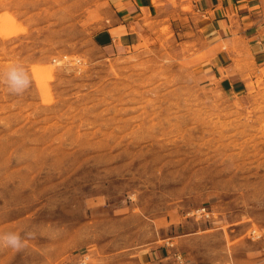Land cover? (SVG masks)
<instances>
[{"label": "rangeland", "instance_id": "1", "mask_svg": "<svg viewBox=\"0 0 264 264\" xmlns=\"http://www.w3.org/2000/svg\"><path fill=\"white\" fill-rule=\"evenodd\" d=\"M130 1L0 0V234L23 242L0 264H264V64L231 57L241 93L201 74L207 43L179 25L195 0L96 46Z\"/></svg>", "mask_w": 264, "mask_h": 264}, {"label": "crops", "instance_id": "2", "mask_svg": "<svg viewBox=\"0 0 264 264\" xmlns=\"http://www.w3.org/2000/svg\"><path fill=\"white\" fill-rule=\"evenodd\" d=\"M259 1L195 0L193 14L185 17L178 13L179 17L187 19L179 23L182 33H192L194 29L202 32L201 36L207 43L209 57L199 65L200 73L210 81L218 82L223 92L244 91L243 77L247 70L238 69L231 58L237 52L256 66L264 64V7ZM159 3L161 0L117 3L112 24L93 35L94 44L113 52L118 48L132 47L137 41V32L131 29L132 25L140 24L144 11L150 15H157L161 10ZM167 9L172 10L169 6ZM224 44L226 47H223ZM167 253V249H149L143 255L145 264H160L167 259Z\"/></svg>", "mask_w": 264, "mask_h": 264}, {"label": "clouds", "instance_id": "3", "mask_svg": "<svg viewBox=\"0 0 264 264\" xmlns=\"http://www.w3.org/2000/svg\"><path fill=\"white\" fill-rule=\"evenodd\" d=\"M23 69L13 67L7 76V82L10 90L16 94L22 93L28 86L30 81L26 75H22ZM0 244L11 246L19 249L23 246L20 235L16 233L0 234Z\"/></svg>", "mask_w": 264, "mask_h": 264}, {"label": "built area", "instance_id": "4", "mask_svg": "<svg viewBox=\"0 0 264 264\" xmlns=\"http://www.w3.org/2000/svg\"><path fill=\"white\" fill-rule=\"evenodd\" d=\"M260 236V235H259ZM258 236V233L257 232H254V230H251L250 232H249V237L250 238H257V237H259ZM175 260H176V262L178 263V264H184L183 263V259H182V257L180 256V255H175Z\"/></svg>", "mask_w": 264, "mask_h": 264}, {"label": "bare ground", "instance_id": "5", "mask_svg": "<svg viewBox=\"0 0 264 264\" xmlns=\"http://www.w3.org/2000/svg\"><path fill=\"white\" fill-rule=\"evenodd\" d=\"M254 232H256V230H254Z\"/></svg>", "mask_w": 264, "mask_h": 264}]
</instances>
